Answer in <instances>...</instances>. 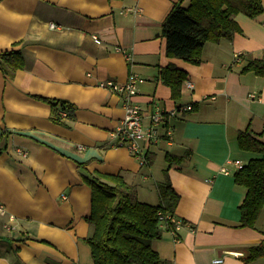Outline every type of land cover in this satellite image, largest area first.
Returning a JSON list of instances; mask_svg holds the SVG:
<instances>
[{
	"label": "crops",
	"instance_id": "0c3cea01",
	"mask_svg": "<svg viewBox=\"0 0 264 264\" xmlns=\"http://www.w3.org/2000/svg\"><path fill=\"white\" fill-rule=\"evenodd\" d=\"M178 1L0 0V50L24 56L12 79L0 70V138L10 131L0 153V264H93L83 175L120 174L138 200L156 204L166 153L182 157L167 173L179 194L174 214L184 224L153 242L159 256L169 264H264L243 260L264 238V204L253 227L239 226L246 189L234 182L229 161L260 156L242 150L237 134L249 127L264 138V77L241 70L264 59V11L237 13L240 31L206 42L200 62L191 63L165 53L161 23ZM169 64L186 74L178 99L160 79ZM131 72L144 79L133 100L146 122L157 106L193 105L159 129L142 164L117 145L124 101L101 85L124 82ZM45 97L74 104L68 126L50 120Z\"/></svg>",
	"mask_w": 264,
	"mask_h": 264
},
{
	"label": "trees",
	"instance_id": "16d2710c",
	"mask_svg": "<svg viewBox=\"0 0 264 264\" xmlns=\"http://www.w3.org/2000/svg\"><path fill=\"white\" fill-rule=\"evenodd\" d=\"M182 2L175 3L165 16L161 33L166 55L191 63L200 62L206 42L231 39L240 31L235 19L237 13L254 17L264 11V0H189L187 5ZM23 65L20 49L0 50V70L5 79H12ZM241 70L264 77V59L250 60ZM185 76L183 70L170 64L160 70V79L170 87L174 99L181 95L180 86ZM43 99L51 106V121L68 126L67 121L74 119L73 103L52 97ZM9 132L4 131L0 138V153ZM237 142L242 150L260 155L250 158L233 174L234 182L246 189L239 204V226L253 227L264 204V138L247 127L238 132ZM165 160L163 180L156 183L159 198L156 204L138 200L136 187L120 174L88 172L83 175L90 187L91 209L87 221L91 230L85 240L91 248L93 264H169L153 248V242L161 237L163 230L174 228L165 217L175 216L179 194L171 185L167 171L172 164H181L182 157L166 153ZM257 258H264V238L247 247L243 256L245 262Z\"/></svg>",
	"mask_w": 264,
	"mask_h": 264
},
{
	"label": "built area",
	"instance_id": "2783aa9c",
	"mask_svg": "<svg viewBox=\"0 0 264 264\" xmlns=\"http://www.w3.org/2000/svg\"><path fill=\"white\" fill-rule=\"evenodd\" d=\"M51 26L54 27V23H51ZM95 41L99 42L100 40L95 36ZM125 55L127 59L131 58L129 53ZM143 80L142 77L131 72L124 82L115 81L114 79H106L101 82V85L121 96L124 101L125 114L115 131L117 145L125 147L141 164L145 161V149L151 143L158 140L159 129L166 126L171 118L193 109L192 103L179 104L170 109L157 106L150 113L149 121L146 122L143 108L133 100V97L137 93L138 84ZM185 84L189 88L193 87L192 82L188 79L185 80ZM213 98H215L213 95L203 96V99ZM61 114L65 115V112H61ZM170 131L171 129L168 127L167 132L170 133ZM21 153L25 154L26 151H21ZM229 161L234 163L237 169L244 165L240 159ZM221 171L228 172L225 165L221 167ZM161 218L164 219L163 216ZM165 218L174 224V228H172L173 232L184 224V221L173 215H167ZM221 261L222 258H215L212 260V264H220Z\"/></svg>",
	"mask_w": 264,
	"mask_h": 264
},
{
	"label": "rangeland",
	"instance_id": "374dc122",
	"mask_svg": "<svg viewBox=\"0 0 264 264\" xmlns=\"http://www.w3.org/2000/svg\"><path fill=\"white\" fill-rule=\"evenodd\" d=\"M164 164V162H162Z\"/></svg>",
	"mask_w": 264,
	"mask_h": 264
}]
</instances>
